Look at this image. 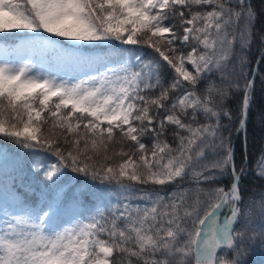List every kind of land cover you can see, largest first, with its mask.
<instances>
[{"label": "trees", "instance_id": "trees-1", "mask_svg": "<svg viewBox=\"0 0 264 264\" xmlns=\"http://www.w3.org/2000/svg\"><path fill=\"white\" fill-rule=\"evenodd\" d=\"M66 1L0 0V10L12 11L8 23L14 30L113 50V61L136 74L135 109L126 123H109L111 129L102 132L88 131L74 118L65 126L47 117L35 123L39 139L49 141L75 172L65 171L46 185L37 168L28 166L37 153L32 156L18 144L10 154L9 133L30 144L19 133L20 117L0 125V212L19 220L12 212L19 208L35 224L0 226L3 264H88L97 246L113 250L111 264H196L191 249L196 222L232 181L230 145L254 61L264 47V0H162L159 7L148 0ZM154 18L170 32H150ZM114 21L124 33L113 32L109 23ZM184 27L190 31L181 43ZM190 49L199 74L179 58ZM173 65L193 77L177 76ZM10 69L0 76L7 79ZM258 70L247 112L246 152L239 135L233 156L236 170L245 167L237 218L213 264H264V53ZM5 89L0 79V92ZM60 111L91 115L67 107ZM126 159L134 164L123 167ZM72 175L81 180L72 181ZM30 186L41 194L43 209H34ZM253 188L259 189L255 197L247 193ZM9 230L14 239L5 238ZM78 233L89 240H80Z\"/></svg>", "mask_w": 264, "mask_h": 264}, {"label": "rangeland", "instance_id": "rangeland-1", "mask_svg": "<svg viewBox=\"0 0 264 264\" xmlns=\"http://www.w3.org/2000/svg\"><path fill=\"white\" fill-rule=\"evenodd\" d=\"M3 23L4 16H0V25ZM154 30L165 32V29L162 27ZM61 58L58 56L53 57L54 64L51 70L49 66H44L42 70L43 74L49 73L50 71V79H53V85H50L49 82H40L49 86L48 90L43 94V102L49 98L51 92L59 90L63 92V101L65 104L72 105L75 108H81L84 107V103L87 104V102H84V99L89 100L91 95L95 94V101L97 103L95 106L90 107V109L97 112V115L109 120L121 122L128 118L132 105L130 103L129 107L125 81H121L120 77L117 76V73L120 71L119 69L117 72H113L111 67L100 66V72L95 75L93 72L95 65L80 66L79 63L69 64L63 61L57 66L55 63ZM187 60L197 68V64L192 55L187 57ZM178 71L181 75L185 74L180 69ZM64 78L67 79L66 81L69 86L61 88L60 84L65 82ZM36 82L35 80L28 82L24 87L26 89H34L33 87L37 85ZM83 82L85 84L82 86ZM41 90L44 89L41 88ZM100 252L102 255L94 259L90 264H110L109 258L112 251L108 248H102Z\"/></svg>", "mask_w": 264, "mask_h": 264}, {"label": "water", "instance_id": "water-1", "mask_svg": "<svg viewBox=\"0 0 264 264\" xmlns=\"http://www.w3.org/2000/svg\"><path fill=\"white\" fill-rule=\"evenodd\" d=\"M259 61H260V57H258L255 61V64H254V67H253V71H252V75H251V83H253L254 81V77H255V73H256V69L258 67V64H259ZM246 110H247V103L244 105V108H243V112H242V121H241V125L239 127V130H243L244 127H245V120H246ZM234 173V172H233ZM234 175V179L236 180L237 178V175L233 174Z\"/></svg>", "mask_w": 264, "mask_h": 264}, {"label": "bare ground", "instance_id": "bare-ground-1", "mask_svg": "<svg viewBox=\"0 0 264 264\" xmlns=\"http://www.w3.org/2000/svg\"><path fill=\"white\" fill-rule=\"evenodd\" d=\"M252 70H253V67H252ZM257 71L259 72V70L256 69L255 77H256ZM192 87H193V85H187V86H186V89H187V90H191ZM261 96L264 97V92L261 93ZM258 192H259V189H257V188H253V189H251V190H250L249 192H247V193H249L250 196L255 197V196L257 195ZM213 233H214V232H213ZM209 234H210V233H209ZM212 236H213V235H211V237H212Z\"/></svg>", "mask_w": 264, "mask_h": 264}]
</instances>
